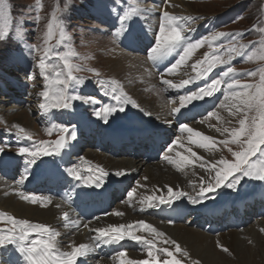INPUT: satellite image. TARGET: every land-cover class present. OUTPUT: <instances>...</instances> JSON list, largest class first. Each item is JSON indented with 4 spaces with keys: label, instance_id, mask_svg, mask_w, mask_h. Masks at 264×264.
<instances>
[{
    "label": "rangeland",
    "instance_id": "1",
    "mask_svg": "<svg viewBox=\"0 0 264 264\" xmlns=\"http://www.w3.org/2000/svg\"><path fill=\"white\" fill-rule=\"evenodd\" d=\"M134 1L135 0H126L125 3L118 5L121 10L120 14H123L125 9L134 7L135 5L130 4L134 3ZM171 1H185V3L191 4L190 7L193 13H179L168 10V12L174 16H190L196 18L192 21H183L185 28H200V32L197 33L194 37L190 38L186 34L189 43H195L196 41L202 40L205 37H210L216 32H225L230 34L228 37H222L217 41H214L211 48L207 43H203L200 47L194 49L192 51V58L190 59L191 64H189L188 66L184 64V69L187 72L185 76H189L188 78L191 79L189 72L193 71L192 65L197 61H205L206 59H210L212 55L221 56L222 58L227 59L229 55V53L226 51L227 48L235 45L239 49L240 45H245L246 47L242 50L244 53L243 56L236 57L235 53H231L233 59L229 62L228 65H218L213 70V72L210 73L209 76L204 77V79H206V82L209 84L212 79H219L221 73L226 71L227 67H232L237 73H256V75L254 76L246 74L235 76V78L239 79L241 83L259 82L260 69H264V58H262L264 57V0ZM145 2L148 3L149 0H145ZM2 4L6 5V13L0 12V30H5L7 32V36L3 41H0V147L5 148V152L7 154L14 155L17 159L20 160L22 158L18 156L17 150L21 146L15 145L16 143L14 136L18 129L13 127L14 125H18L19 128H23L25 132L29 133L32 137V141H54V138L59 133V131L56 130L54 126L67 127L69 129V132L66 133L67 136L71 135V131L73 129H75V131L77 132L80 126L78 123H74V121L70 119V114H68V112H79L82 115H87L88 118L92 121L100 122V120L93 115L95 108H100L105 105L117 106V101L107 93H110L113 87L117 88L116 83L118 82V80L116 79L115 75H110V73L108 72L107 64L103 61V58L99 56V52H101L97 47L99 44L97 45L96 43H98V39H100V36L109 35L113 40L115 46H117L121 51H128L121 49L118 46L120 42L119 40L117 41L115 39V34H113V29H117L118 27V16L111 11L113 7L117 6L114 5L113 0H2ZM164 11L161 12V16ZM142 13L144 14V12ZM140 16H143V18L141 19L142 22L145 21L152 26L157 21L156 20L150 22L148 19H146L145 14H140ZM37 17H39V19H37ZM156 17L158 19V16ZM49 21H52L53 23L54 35L53 39L49 41V45L51 46V59L47 60L46 62L54 64L56 66L55 71L63 72V64L57 59V56L59 54L68 52L69 50L74 52L75 56L69 57V59L74 64L82 65L84 70L73 73L74 75L81 78L82 83L75 85L73 88H70L69 94L81 96L85 100L88 98H92L96 100V104H86L83 100H74L72 101L73 107L71 109L63 111L59 110L54 118L50 120H44V115L42 112H39V108L37 106L38 103H41L43 101V98L38 95V91L41 90L38 89L42 87L44 88L45 83L44 78L40 76L38 64L41 56L44 55V38L45 33L48 31ZM57 23L62 24L65 32L71 37L70 40H67L60 45L56 44V40L60 38L59 29L56 28ZM194 23L198 24V26H192ZM143 24L139 25L143 27ZM119 25H121L118 27L120 29L127 30L129 28V36L133 38L134 42L137 40L139 43H142L143 46H146V50L150 37H148L147 40V38L145 37L147 34L141 33L139 31H136L137 34H134V32L132 31L134 29L132 20H130L126 24L119 23ZM137 27L140 29V26ZM149 31L152 32L151 29ZM155 32L157 33L158 29H156ZM129 39L130 38L128 37L127 41ZM150 42L155 43V41ZM37 49H39V51H37ZM182 51L183 48L176 54L179 55ZM144 52L145 51L142 50L143 55ZM206 54H208L207 57ZM88 69H94L95 71H88ZM49 75L52 76V73H49ZM64 75L66 76V73ZM101 80L106 82L104 86L100 84ZM111 81H115L116 83L112 84ZM230 82L231 81L228 78H225L222 81L220 90L214 93L216 94L215 98L218 99L216 104L220 103L219 101L223 99L224 93L221 90L224 89V87H226V85ZM197 90H193L192 92ZM28 91L36 92L33 93V101H29L30 92ZM166 97L168 99H171V97L169 96ZM105 98H110V101L106 100ZM112 102L114 104H112ZM170 103L171 105H174V107L176 105H180V102L177 101H171ZM122 106L125 107V110L123 112H117L112 117H110V121L107 124L104 123L106 126H119L122 123L124 124V118L130 117V115H128L127 113L132 112V109L130 107L132 105L122 104ZM20 112L28 117L29 120L31 119L32 126L25 127V125H22L16 120V117H20L18 116ZM205 114L206 112H204L202 117H204ZM229 120L231 121V123L228 122ZM95 124L96 125L93 124V126L96 129L97 127L100 129L98 123ZM223 125L229 128H238V118L232 117L227 121L225 120ZM49 128H53L51 134H49L47 131ZM173 128L175 129V127ZM80 131L81 130H79V133ZM167 132L168 131L165 130V133ZM81 133H83V131ZM83 135L85 136H82V134L80 135L82 141L81 143H77L75 140L70 144V150L68 154L71 157L78 156V158L81 159L83 158V155H85V153H88L90 151H95L97 153L102 152L108 155L110 154V156L112 157L120 155L117 152L115 154V151L113 150H109V147L107 145L102 150V148L99 147V143L95 141L92 136L90 138L86 137L85 132ZM225 138H229L227 134L223 136V139ZM32 141H30V147L32 146ZM140 144L143 147L145 146L144 143ZM125 145L128 147L131 146L130 144ZM163 148L164 146L160 145L161 152ZM229 148L232 149V152L242 151L243 149L241 145L235 143H229L228 147H224L223 145H221L220 152L222 154V158L228 160L229 162H234L235 157L232 155V152L228 150ZM123 150L126 151L124 152V155L130 157V153H132V151H129L126 148H124ZM141 157L142 155H139L134 157V159H137L140 162L145 161L146 163L156 162V160L152 159L150 161L148 159L143 160V157ZM141 177V174L136 175L128 183L126 182V185H123V187L121 188L117 184H115L117 185V190H121V192L124 193V195L117 198L122 201L121 203L124 206L130 205V202L127 200L128 192L132 191V189L137 185L138 182H147L146 178L142 179ZM114 180L115 178L113 179V181ZM116 180H118V178H116ZM229 180H231V177L229 178ZM211 182L214 184L215 179L211 180L210 182H206L204 186L206 187ZM261 184L262 182L260 181L244 177L241 180L240 184L237 185V189H228L226 187H221L220 189H217L215 192L209 195L208 199H205L220 200L224 197L226 201H235L242 198L247 199L249 197H252V195L254 194L253 196L255 199H253V201L251 202L252 198H250L249 203H251L248 204L247 202L246 205L242 208H246V210L244 211L246 224L242 227H232L230 225H232L234 219L239 218V215L241 214V211L240 213H236L238 211L237 206L233 205H237L238 202L243 203V200H238L233 204L231 202V207L229 209V214H231V217H224L227 221L225 222V224L223 223L226 228L228 227L230 229H225V231L224 229L221 231L222 228L216 230L215 227L213 232H205L201 230V226H203L204 224L203 222H205V225H212L210 221L213 220H210L209 213L203 211H201L202 214L197 215V218H200L199 220L206 221H199L197 218L192 216V214H187L184 218V221H179L177 218L181 217L180 215H178L179 212H177L178 214L173 212L176 219L170 223H172V225L178 224L187 228L191 227L190 229L193 230L195 228V231L206 233V237L208 238L216 237L218 239L220 237V245L214 248L215 251H219L220 258L216 257V263L214 264H264V228L260 225L261 223L258 224L259 226H256L254 228L262 237V240L260 241L261 243H263V246L260 247V250L254 253L250 252L252 251L255 243L250 239V236H248V234L246 235V232H249V230L252 229L255 224H257V221L264 220V217H260L258 215V211L264 205V188L263 192L257 190L258 186H260ZM225 192H227L226 195ZM189 196L198 198V194H187L182 198L184 199V201H187L188 206H190ZM113 205L114 204L109 207L107 212H112ZM116 206L117 205H115L114 211L117 209ZM190 208L195 209L192 210L194 212L198 209L193 205L192 207L190 206ZM2 212L3 211L0 210V213ZM232 214H235L234 217H232ZM15 217L19 218L17 216ZM169 218L170 217L164 214L163 210L158 216V219H161L162 221H169ZM30 221L33 222L32 220ZM218 223L220 222H217V224ZM10 226L11 225L7 222L6 216L0 217V228H6ZM140 228L141 227L138 225L137 228L132 230L136 231V229H139L140 231ZM236 230L237 232L241 231L242 233H239V238L235 239L236 241L234 240L233 243L229 234L230 231L232 232ZM223 248H227L228 251H223ZM181 250L182 251L179 253L176 252V255L178 257L177 259L181 260V264H203L199 258L191 254L184 256L182 253L185 251L183 249ZM137 253L141 255L146 254L147 245H145L144 249H138ZM156 253V255L159 256V260L170 259V257L165 256V254L161 252L157 251Z\"/></svg>",
    "mask_w": 264,
    "mask_h": 264
},
{
    "label": "bare ground",
    "instance_id": "2",
    "mask_svg": "<svg viewBox=\"0 0 264 264\" xmlns=\"http://www.w3.org/2000/svg\"><path fill=\"white\" fill-rule=\"evenodd\" d=\"M130 4L135 5V7L150 9V11L144 12V14L146 15L145 16L146 19H148L150 22L157 20L155 24L152 26L146 23L145 21L144 22L141 21L143 16L139 15L138 17L132 19V24L134 26V29L132 31L134 32V34L136 33V31L147 34L145 36L147 40L148 37H150L148 44H150V41L152 42L155 41V33H156L155 31L156 29H158V23L160 18L162 17L161 16L162 11L169 10L179 13L180 12L193 13L190 7L191 4L185 3V1L172 2L171 0H152V1L149 0V2L146 3L145 0H135L134 3H130ZM140 14L144 15L143 13ZM156 16H158V19ZM139 24H143V27H141V25ZM119 26L121 25H119L118 22V27ZM137 26H140V29ZM192 26L197 27L198 24L194 23ZM118 27L117 29L116 28L113 29V34H115L114 36L117 41L120 34L127 31L124 29H120ZM149 28L152 30V32L149 31L150 30ZM189 29H194V31H189L186 33L187 36L190 38L194 37L197 33L200 32L199 27L198 28L191 27ZM129 38L130 39L125 44L119 43L118 45L121 49L127 50L128 52L121 51L117 46H115L113 40L110 38L109 35L100 36V39H98V43H96L97 45L99 44L97 46L99 48V51H101L99 52V56H101L103 58V61L107 64L108 72L110 73V75L111 74L115 75L116 79L118 80L117 82L118 84L116 83L118 88L116 94L123 93L129 95L133 99H135L139 105V108L130 106L132 112L127 113L128 115H130V117L128 116L130 119H125L124 121V124L126 123L127 125L129 124V127L126 129L125 136H121L120 132L111 133L109 131L102 130L107 127L109 128V126H106L104 122H102L101 120L100 122L92 121L88 118L87 115H82L79 112L74 113L70 111L68 112V114H70V119L74 121V123H78L80 126L78 130L76 129L77 130L76 137L73 140H69L68 145L64 149H62L60 154L57 156L61 163L66 164L67 168H69L70 166L73 167L77 165H79L82 169H87V170L91 168L90 166L95 167L98 170L99 168H103L108 173V175L104 177V180L106 179V181H109L108 179L113 180L115 178L114 183L117 184L120 188L123 187V185H126V182L128 183L136 175L141 174L142 176L141 178L142 179L146 178L147 182L143 183L140 181L132 189V191L134 190L133 195L132 197H128L127 199L130 202V205L124 206L121 203L122 201H120V199L115 198L112 193L110 196V193L108 192L104 193V190H102L103 193L100 197L103 198V200L105 199L106 201L104 204L102 200V207L106 208V206L108 207L109 205L114 204L113 210L111 213L107 212L105 216L103 215L98 216L100 218L98 220L96 219V217L93 220L92 219L87 220L83 218L84 216L82 217L81 215L74 214L70 210L71 208L65 205L62 201L50 197L51 195H49V193L51 192V188L53 187L54 189L59 183H62L63 181H65V179H68L67 176L63 175L62 179L56 181V178L53 179L50 176V172H48L47 176L40 177L33 185V187L31 188L22 187L23 188L22 190L21 185H23V183L18 184L17 182L19 180L17 181L15 179L16 176L13 175V167H14L13 165L14 162H13L4 166V168L2 167L0 168V210H2L3 212L9 215L17 216L19 217L18 219H28V220H32L34 223L47 224L50 228H53L56 231L60 232L61 235L58 237V247L62 252L71 251L72 247L79 246V244L81 243L92 245L91 243L92 237L98 235L95 229L101 227L107 228L109 225H117V226L124 225L126 226V230L132 231L135 235L142 236L145 239L150 238V235L154 236L155 235L154 233H150V229H144L141 226H140L141 227L140 231L139 229H136V231L132 230L137 228V226L139 225L138 224L139 221H144L147 224H150L153 228L157 229L159 232L164 233L163 238L155 237V243L157 248L167 247L169 251H172L175 257L178 258L176 255L175 245H172L171 243H164L165 239L174 240L180 246L181 249H183L188 254H191L199 258L203 264H214L216 263L215 262L216 257L220 258L219 251L217 252L214 250V248L219 246L220 245L219 243H221L220 237L218 239L216 237L208 238L206 237L207 236L206 233L195 231V228L193 230L190 229L191 227L187 228L178 224L172 225V223L170 222H173L175 220V216L170 214L169 212H168L169 213L168 215L170 217L169 221L166 220L162 221L161 219L159 220L158 216L160 215V212H162V209L157 210V207H147L149 201L146 200V197L151 196V197L168 198L170 196V193L168 191L169 188H172L174 192L183 191L186 194L195 193L197 195L199 193L201 186H204L206 182H210L215 178V173L214 172L209 173L205 171V169L201 168L199 166L200 160H198L196 157H193L191 153L195 152L197 154V157H200L204 161H207L209 164H211L215 161H219L222 158V154L220 152L221 145L217 144L216 145L217 150L212 152H209L199 147L198 143L196 142L199 138L192 136L190 133L187 132V130L181 131V129L179 128V131H177L173 128L177 120H180V125L187 124L190 128L193 129L194 132L199 131L203 135L211 136L216 141H220L223 139V136H225V134L221 135L220 133L216 132L215 127H222V126L225 127L223 125L224 122L221 123V120L218 119L217 117H207V113L209 111H217L219 113V116L224 118V121L225 120L227 121L232 117L229 116L227 110L218 108V105L220 103L216 104L218 101V99L216 98H215L214 107L212 106V104L208 105L207 107H199L198 108L199 110L196 111L197 113L194 111L188 117L186 116L187 118L180 115H178V117L177 115L175 116V113H173L172 109L180 107V105H176L174 107V105H171L170 102L171 101L180 102L179 97L181 95L180 96L173 95L171 96V99H168L165 93L171 90H178V89L170 88L168 85L163 84L162 81L167 79V80H171L173 84H179L183 80H191L192 77L196 75V72L193 73V71L192 72L190 71L189 75L191 79L188 78L189 76L188 77L185 76L187 72L184 69V64L186 66L191 64L190 59L192 58V54L189 56L187 61L183 65L179 66L175 71L171 73H167L166 70H163L160 72V74L159 73L157 74L148 63V55L142 54V49L144 48L142 43H139L137 40L134 42L132 37ZM178 57L179 55L176 54L175 58ZM174 61L171 62V64L174 63ZM197 89L199 88L196 87L193 90H197ZM38 90L43 91L44 88L42 87L39 88ZM192 91H190L187 95H190ZM221 91L224 93L223 89ZM28 92H30L29 101H33V93L36 92L34 91H28ZM203 100L195 101L192 102L191 104L202 102ZM108 101H110V98H108ZM39 104L40 103H38L37 105L38 108H39ZM112 104L114 103L112 102ZM187 107L188 106L184 108ZM140 108L144 109V111L143 112L140 111L139 110ZM58 111L59 110L57 109H51L49 112L45 113L39 108V112H42L44 115L43 118L44 120H50L54 118V116ZM145 112L151 113V115H146ZM204 112H206V114L204 117H202ZM18 116L20 117H16V120L20 122L22 125H25V127L32 126L31 119L29 120V118L23 115V113L20 112ZM206 117L207 120L205 121ZM133 119H138V120L140 119L144 123V127L153 126L158 128L159 130L164 129V131L165 130L168 131L167 133H168L169 142H167V145L163 148L162 152L160 153V156L154 154V149L156 148L159 151V147L152 146L151 148H153L154 155L151 152L150 153L152 154L151 158L148 157L149 161L152 158H156L157 156L160 160L157 158L156 162L152 161L153 163L150 162L146 163L145 161L140 162L137 159L125 156L123 151L120 152L121 150L119 148L121 147V145L126 144L128 141L132 142L131 138H135V140L146 138L147 141H149L150 137L146 135L147 132L145 133L143 131L142 136L139 137L136 135L137 131L135 132L133 130L134 128L130 127L134 123H136V121H133ZM201 121H205V122L201 123ZM95 123H98V125L100 126V129L97 127V129L99 130H97L93 126V124L96 125ZM139 125H141V123ZM210 125H214L215 127H210ZM79 130H81L80 133ZM82 131L83 133H81ZM84 132L86 134V137L90 138L92 136L95 141H99L103 148L106 145L108 147H110L111 145L112 150L116 151L117 153L120 152V155L112 157L110 156V154L108 155L102 152L97 153L95 151H90L88 153H85V155H83V160L78 158V156L71 157L68 154L70 150V144L72 143V141L75 140L77 143H81L82 141L80 135L82 134V136H85L83 135ZM174 141L175 143H173ZM169 145H172L171 150H169ZM189 149L191 151H189ZM178 153L180 155L188 156L190 159L193 160V164L178 165L177 162L180 160V156L178 155ZM165 156L170 157L173 162L170 163L169 160L164 159ZM116 171H123L125 175L118 177L115 175ZM16 172L18 173V170H16ZM18 175L19 177H21V171H19ZM116 178H118V180H116ZM117 181L120 182L117 183ZM54 183L56 184L54 186H51ZM263 188L264 186L262 183L260 186H258L257 190L263 192ZM21 193L24 196H30V195H35L37 197L48 196L51 198L52 203L48 204L46 207L42 206L40 201H38L36 204H33L30 201H26L22 199ZM226 194L227 192H225V195ZM154 202L159 203V200H155ZM176 202H182V199L176 200L173 204H175ZM221 202L224 203L223 206L218 211H214V212H210L209 210L206 211L207 213L210 214L209 218L215 219L216 215H217L216 218L231 217V214H229L231 201L228 200L226 201L224 197L221 198L220 200L218 199L203 200L201 203L195 205L190 203V206L191 207L192 205L196 206L198 209L195 212H201L206 208L217 207ZM58 203L61 205L60 208L56 207ZM115 205H117L116 206L117 209L114 211ZM241 205H242L241 202L237 203L238 210ZM141 208H143L144 210L141 211ZM178 209L181 212V209L180 208ZM221 210L223 211L221 212ZM64 211H67L69 213V221L67 222L68 224L67 227H65L66 222L62 219V213ZM116 213H120V214L117 215ZM234 215L235 214H232V217H234ZM239 217H241V219L246 218L243 215H240ZM75 221H79L80 222L79 225H76L74 223ZM245 224L246 223H244V225ZM258 224H260L264 228V220H259L257 221V224H255V226L249 230V232L245 231L246 235L248 234V236H250V239L253 240L255 243L252 251H250L253 253L260 250V247L263 246V243H261L260 241L262 240V237L259 235V232L256 229H254L256 226H259ZM85 225H87V227H85ZM128 225H131L132 227L127 228ZM239 233L242 232L241 231L237 232V230L232 232L230 231L229 236L231 237L233 243L235 239L239 238L238 237ZM36 238L37 237L35 234H33V236H30V239H36ZM10 246L14 247L11 244ZM123 248H125L124 250H122L123 252H125L124 257H121L119 255V253L122 251L112 254L110 257H103L101 254L94 251L90 253L87 257H78L76 264H121V261L151 259V257L148 256V252L144 255L138 254L137 253L138 249H135L136 247L133 244L126 243ZM156 254L157 253L155 252V255ZM10 255H11L10 252L4 253L5 261L11 262ZM156 257L157 259H159L158 255H156ZM163 260H161V262Z\"/></svg>",
    "mask_w": 264,
    "mask_h": 264
},
{
    "label": "snow or ice",
    "instance_id": "3",
    "mask_svg": "<svg viewBox=\"0 0 264 264\" xmlns=\"http://www.w3.org/2000/svg\"><path fill=\"white\" fill-rule=\"evenodd\" d=\"M126 0H113L114 5L111 11L118 16V22L120 24H126L130 20L138 17L140 13L145 11H150V9H144L140 7H131L124 10L123 14H120V8L118 5L125 3ZM0 12L6 13V5L2 4L0 0ZM55 18V17H54ZM39 19V17H37ZM195 17H178L171 15L168 11H164L162 17L159 20L158 32L155 34V46L151 48L148 53V59L155 62L164 60L168 56L177 52L179 49L183 48V51L179 54V58L175 60L171 66L166 69L167 73L175 71L179 66L183 65L192 51L201 46L203 43H207L211 48L214 41L222 37H228L230 34L225 32H216L210 37H205L202 40H198L195 43H189L186 33L189 31H194V29L185 28L183 21L195 20ZM56 28L59 29L60 38L56 40V44H63L65 41L70 40L71 37L65 32L62 24L57 23ZM129 29V28H128ZM127 29V31H128ZM127 31L124 33H127ZM54 26L52 21H49L48 31L45 33L44 38V55L41 56L39 60V72L40 76L44 78V90L39 92L38 95L43 98V102L39 104V108L47 113L51 109L57 110H69L73 107L72 101L83 100L86 104H96V100L92 98L84 99L78 95L69 94V89L73 88L75 85L82 83L81 78L74 75V72L83 71V66L80 64H74L71 62L69 57L75 56V53L68 51L57 56V59L63 64V72L55 71V65L46 62L51 59V46L49 41L53 39ZM7 36L5 30H0V41H3ZM245 45H240L239 49L233 45L227 48L226 51L229 53L227 59L221 56L212 55L210 59L205 61H197L196 64L192 65L193 71L196 75L192 77L191 80H183L179 84H173L171 80H163V84L168 85L173 89H181L186 85H189L195 81H198L204 77L209 76L210 73L218 65H228L233 59L231 53H235L236 57L243 56V49ZM39 51V49H37ZM208 54H206V57ZM264 58V57H262ZM199 66V67H198ZM88 71H95L94 69H88ZM52 73V76L49 75ZM66 73V76L64 75ZM256 75L255 72L248 73H237L234 68L227 67V70L221 73L219 79H212L209 84L205 87H200L197 91L192 92L187 96H180V107L173 108V113H180L181 109L186 107L195 101L203 100L205 97H213L214 93L220 90L222 81L228 78L231 82L224 87V96L221 100L218 108L225 109L228 111L229 116L237 117L239 127H215L210 125V127H215V131L221 135L227 134L229 138H225L220 141H216L213 137L203 135L199 131H193L187 124H181V131L187 130L192 136L199 138L196 142L198 146L209 151H215L216 145L220 144L224 147H228L229 143L239 144L242 147V151H234L229 148L228 150L232 152L235 157L234 162H229L226 159L221 158L219 161H215L209 164L202 158L197 157L195 152L191 155L200 160L199 166L205 171L215 173V182L209 183L206 187L201 186L198 198L189 196L191 204H199L203 200L208 199L209 195L215 192L221 187H226L228 189H237V185L240 184L244 177L260 181L264 183V69H260V77L258 83H241L239 79H236L237 75ZM98 75V73H97ZM105 81L101 80L100 84L105 85ZM115 84V81H111ZM239 89V90H238ZM117 88L113 87L108 95H111L114 100L117 101V106L105 105L100 108H95L93 115L102 120L105 124L110 121L112 117L117 112H123L125 107L122 104H131L133 107L139 108V105L135 99L126 94H116ZM140 111L144 109L140 108ZM146 115H151V113L145 112ZM207 117H217L224 122V118L219 116L217 111H209ZM205 118V121L207 120ZM158 118V117H157ZM205 121H201L204 123ZM231 123V121H228ZM13 127L17 128L16 136L18 140L27 139L32 141V137L29 133L25 132L23 128H19L18 125ZM56 130L59 131V136L54 141H32L31 147H19L18 156L23 159V173L21 179L17 182L22 184L27 180L30 170L37 162L45 156L59 155L61 150L68 145L69 140H73L76 137V131L73 129L70 136L65 134L69 132L67 127L54 126ZM48 133L51 134L53 128H49ZM175 143V141L173 142ZM172 149V145H169V150ZM189 151H191L189 149ZM6 154L5 148L0 147V167L5 165L3 155ZM180 160L177 162L178 165H192L193 160L188 156L180 155ZM164 159L169 160L170 163L173 161L170 157L165 156ZM83 160V158H81ZM207 165V167H206ZM67 175L76 181H79L83 185L95 187H101L104 177L108 173L103 169L99 168L98 174L95 168H89L87 171L82 169L79 165L73 166L65 169ZM116 176H123L125 173L123 171H116ZM231 177V180L229 178ZM134 191V190H133ZM133 191L128 192V197H132ZM170 196L168 198L163 197H146L149 201L147 207H159L160 204L172 205L174 208H179L173 204V201L180 200L181 197L187 195L183 191L174 192L172 188L168 189ZM22 199L30 201L36 204L38 201L41 202L42 206H47L52 203V200L48 196L37 197L35 195L24 196L21 193ZM155 200H159V203H155ZM143 203V201H142ZM57 208L61 205L58 203ZM144 209L141 208V211ZM119 215L120 213H116ZM7 217V222L11 225L10 227L0 228V264H11L10 261H5L4 253L8 252V245H13L15 251L23 254L24 260L27 264H76L78 257H87L90 253L94 252L96 248L99 247V243L95 245L81 243L79 246L72 247L71 251L62 252L58 247V237L61 235L60 232L53 228H50L44 223H34L28 219H18L13 215L7 213H0V217ZM62 219L66 222L65 227L68 226L69 213L64 211L62 213ZM96 219H100L96 217ZM79 225V221L74 222ZM139 226L144 229H150V233H154V236L150 235V238L145 239L142 236L135 235L132 231L126 230L124 225H109L107 228L101 227L95 229L98 235L94 238L96 241L102 243H115L119 244L126 238L143 243L147 245L148 256L151 257L150 260H127L121 261V264H161V260L157 259L155 252H162L170 259L163 260L162 264H181V260L177 259L172 251H169L167 247L157 248L155 243V237H164V233L159 232L157 229L153 228L150 224L144 221L138 222ZM87 227V225H85ZM128 225L127 228H131ZM36 235V239H30V236ZM164 243H171L175 245L176 252H181L180 246L174 240H164ZM223 251L227 252V248H223ZM187 256V252L182 253ZM121 257L125 256V252H120Z\"/></svg>",
    "mask_w": 264,
    "mask_h": 264
}]
</instances>
